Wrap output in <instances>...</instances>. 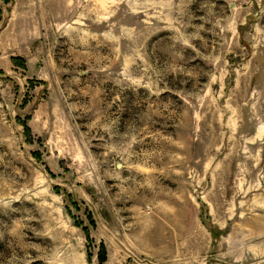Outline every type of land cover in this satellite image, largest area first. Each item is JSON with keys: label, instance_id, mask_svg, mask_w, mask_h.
<instances>
[{"label": "rangeland", "instance_id": "rangeland-1", "mask_svg": "<svg viewBox=\"0 0 264 264\" xmlns=\"http://www.w3.org/2000/svg\"><path fill=\"white\" fill-rule=\"evenodd\" d=\"M0 264H264V0H0Z\"/></svg>", "mask_w": 264, "mask_h": 264}]
</instances>
